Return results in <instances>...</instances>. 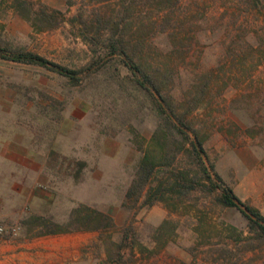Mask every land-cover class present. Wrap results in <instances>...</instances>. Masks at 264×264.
Returning a JSON list of instances; mask_svg holds the SVG:
<instances>
[{"label": "rangeland", "instance_id": "obj_1", "mask_svg": "<svg viewBox=\"0 0 264 264\" xmlns=\"http://www.w3.org/2000/svg\"><path fill=\"white\" fill-rule=\"evenodd\" d=\"M175 1L172 9L154 0L125 9L129 0H33L65 16L57 29L36 33L10 0H0L7 46L82 70L73 85L47 69L0 59V119L10 121L12 140L33 146L44 164L33 184L0 171L7 177L0 180V224L17 228L11 242L83 240L78 262L0 264H264V241L250 233L248 219L207 192L124 206L159 127L158 106L122 58L105 49L107 31L98 46L87 40L98 37V18L122 20L137 60L157 76L163 95L191 111L207 164L264 216V0L260 7L253 0ZM165 16L170 31L160 33ZM189 162L180 155L174 167L191 169ZM81 205L110 214L114 227L38 236L43 229L24 224L42 217L65 227Z\"/></svg>", "mask_w": 264, "mask_h": 264}, {"label": "trees", "instance_id": "obj_2", "mask_svg": "<svg viewBox=\"0 0 264 264\" xmlns=\"http://www.w3.org/2000/svg\"><path fill=\"white\" fill-rule=\"evenodd\" d=\"M68 1L69 4L72 3V0ZM154 1L160 5L170 3L171 6L168 7L171 9L177 5V1L173 2V0ZM253 1L257 7L262 5V0ZM10 2L15 13L26 20L36 33L57 29L65 21L62 12L50 10L45 6L36 7L33 0H10ZM129 2V4L124 3L125 9H129L137 0H129ZM163 20L165 22L160 26V33L170 31L172 20H167L166 16ZM96 21L100 25L96 31L99 38L95 36L87 40L89 39L91 45L98 46L101 37H105L104 33L107 31L108 39L105 49L110 54L121 57L125 67L132 72L138 84L157 99L159 127L139 163L135 178L126 193L124 206L151 207L164 201L169 194L188 197L198 191L207 192L221 207L240 211L249 221L250 233L258 240L264 241L263 214L257 208L245 204L233 188L228 186L215 171L214 166L207 164L205 139L189 120L191 111H181L171 97L163 95L161 82L157 76L148 74L140 60H137L136 48L131 46V42L122 30V20L121 23L114 25L110 20L103 18H98ZM94 53L98 56L97 60L101 61V51L95 49ZM0 59L47 69L67 78L73 85H78L82 81L80 75L82 70L71 69L24 49L10 48L1 39ZM180 155L189 158L191 169L179 170L174 167ZM24 224H32L43 229L38 236L73 232H105L115 225L114 218L110 214L85 205L72 211L68 225L65 227L42 217H32ZM112 263L122 262L116 259Z\"/></svg>", "mask_w": 264, "mask_h": 264}, {"label": "crops", "instance_id": "obj_3", "mask_svg": "<svg viewBox=\"0 0 264 264\" xmlns=\"http://www.w3.org/2000/svg\"><path fill=\"white\" fill-rule=\"evenodd\" d=\"M12 139L10 121L6 118L0 119V171L3 173L8 168L13 172L12 180L31 181L33 184L32 180L42 174L43 160L39 157L37 150L32 148L33 146L28 148L27 143L20 145ZM14 173L19 174L16 176ZM2 177L4 180L7 178L5 174H2L0 180ZM81 246H83L81 236L58 245L50 243L44 245L40 239L9 241L0 245V262H48L49 260L51 262H68L69 260L78 262L77 254L79 255L78 251Z\"/></svg>", "mask_w": 264, "mask_h": 264}, {"label": "built area", "instance_id": "obj_4", "mask_svg": "<svg viewBox=\"0 0 264 264\" xmlns=\"http://www.w3.org/2000/svg\"><path fill=\"white\" fill-rule=\"evenodd\" d=\"M18 235L17 228L0 225V245L11 241Z\"/></svg>", "mask_w": 264, "mask_h": 264}]
</instances>
